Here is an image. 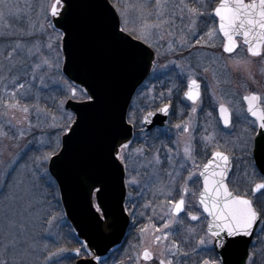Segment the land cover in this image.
Here are the masks:
<instances>
[{"label": "rangeland", "instance_id": "1", "mask_svg": "<svg viewBox=\"0 0 264 264\" xmlns=\"http://www.w3.org/2000/svg\"><path fill=\"white\" fill-rule=\"evenodd\" d=\"M53 1L8 0L15 6L13 12L19 11L12 17L6 15L0 22V31L5 30V25L9 26V31L27 30L29 22H34L36 35L32 40L40 42L39 56L55 63L58 45L60 56L59 68L43 65L37 70L35 80L32 79L31 67L29 74L20 76L15 84L13 77L18 73L0 72V132L7 133L0 135V259L7 260L8 264H66L68 255L75 259L90 256L65 218L58 188L47 169L48 161L42 163L39 160L40 156L57 152L60 147L63 132L52 125L71 124L74 119L73 112L64 107L68 98L73 99L70 89H77L73 100L87 99L81 91L83 89L62 73L61 41L56 39L57 33L62 36V32L57 28L46 29L44 34L39 32L40 23L43 22L42 9L48 8L51 19L48 6ZM109 1L115 10L121 11H129V6L134 3H147L146 11L152 10L155 5V0ZM180 2L169 0V11L173 3ZM205 2L208 4L206 9L200 7L201 0H183L190 8L208 12L211 3L214 5L215 2ZM131 15L135 18L136 13L132 12ZM179 15L177 11L174 25L165 26L154 36L152 49L156 54L155 68L137 88L127 109V121L130 113L135 116L131 124L133 136L126 152L131 158L126 165L123 164L126 187L124 206L131 221L118 251L110 252L101 264H158L159 259L172 260L173 264H203L206 259H217L212 244H199L202 237L207 239V218L196 200L200 189L198 172L201 163L214 150L226 152L231 158L227 177L230 189L253 199L258 208H264V196L251 193L253 185L264 182V177L257 171L250 155L243 150L249 135L239 129L241 125L252 126L244 115L241 96L252 89H263L264 92V58L253 60L239 51L232 56L231 64L225 67L217 52L209 48L214 36L207 37L210 25L202 24L208 16L198 19L191 26L186 11L183 21ZM149 22L156 21L153 19ZM204 27H208L207 30ZM200 32L205 35H197ZM182 40L183 47L180 46ZM197 40H201V43L197 44ZM10 43L0 39V64L7 63L5 58L12 51L8 46ZM49 43L53 45L51 50L47 47ZM170 43L172 50H169ZM238 60L250 62L237 71L235 64ZM36 62L38 58L30 61L31 64ZM189 77L201 82V90L211 96L215 105L223 103L230 108L232 123L229 127L222 128L214 115L201 113L199 101L194 105L182 97L181 92ZM19 84H24V89L19 88ZM11 93H16L15 98ZM173 101L175 103L166 124L144 132L140 124L142 115ZM24 107L29 108V113L22 111ZM193 107L196 108L195 112L192 111ZM29 123L32 125L30 129ZM176 125L181 127L177 128ZM184 126L188 127L187 132ZM20 129L24 130L23 135ZM186 143L191 146V158L184 155ZM140 149L144 151L139 153ZM157 155L159 164L153 159ZM133 179L138 183H129ZM185 187L187 193L183 192ZM182 196L185 210L179 214L181 223L172 224L167 230V239H163V232L156 230L163 229V225L169 222L171 204ZM188 213L200 219L192 221ZM9 223L14 227L10 229ZM261 229H264V222L258 223L255 231L257 239L264 242ZM12 235L16 236L18 243L9 245L5 250V237L10 240ZM157 235L162 237L159 242L155 240ZM174 244L178 248H174ZM145 248L152 251V261L136 259ZM76 249L81 250L79 255ZM252 249L253 252L257 251L258 246L256 248L253 244Z\"/></svg>", "mask_w": 264, "mask_h": 264}, {"label": "water", "instance_id": "2", "mask_svg": "<svg viewBox=\"0 0 264 264\" xmlns=\"http://www.w3.org/2000/svg\"><path fill=\"white\" fill-rule=\"evenodd\" d=\"M54 3L56 0L52 4ZM64 3L65 0H61V4ZM99 3L100 0H72L73 7L67 13L61 9L63 19L51 18L53 23L59 21L56 28L64 37L61 40L62 73L88 95L94 92L98 97L95 103L87 99L69 98L64 102V107L73 112V120H79L80 127L76 135L71 133L61 135L57 152H62L63 155L59 159L53 156L47 163L48 172L58 188L65 218L71 225L76 239L87 245L86 250L90 253L88 257L75 259L74 264H99L121 245L126 235L130 217L124 207L125 171L123 164L115 160L112 146L117 141L129 143L132 138L133 127L126 120L127 109L136 89L149 74L154 61L152 49L138 56H129L118 48L110 47L102 58L90 50L86 45L87 37L98 31L102 25H111L119 18L114 8L105 13L98 6ZM65 28H71L78 34L71 43L64 34ZM149 51L152 52L151 58L148 55ZM244 102L247 112V102ZM147 112H155V115L149 118L150 123L143 121ZM147 112L140 120L144 132L165 124L168 113L156 112V109ZM218 116L222 125L226 126L220 115V107ZM262 132L264 129H260L257 124L254 140L261 139ZM116 146L118 149L119 144ZM214 152L227 155L223 151L214 150L199 169L200 189L196 197L198 203L200 193L203 191L204 178L199 175L204 170L203 166L210 160L213 161L209 174L220 170L217 165L224 166L222 160L214 159ZM252 159L256 169L264 177V150L258 149L257 157L252 155ZM227 168L224 181L226 184L231 168L230 157ZM254 187L255 184L252 188ZM229 191L233 192L230 189ZM200 209L207 218L208 231V224L212 218L203 211L202 206ZM252 237L235 238V242L227 251H222L212 244L213 249L218 259H223L225 264H246Z\"/></svg>", "mask_w": 264, "mask_h": 264}, {"label": "snow or ice", "instance_id": "3", "mask_svg": "<svg viewBox=\"0 0 264 264\" xmlns=\"http://www.w3.org/2000/svg\"><path fill=\"white\" fill-rule=\"evenodd\" d=\"M151 2V0H149ZM169 0H155L154 8L150 11H146L147 3H134L129 6V11L116 10L118 19L115 23L111 25H102L98 31L91 33L86 39V45L91 51L97 53L103 57L104 52L110 48L115 47L122 50L125 54L129 56H138L142 52L147 51L153 47L154 36H156L162 28L168 25H174L175 19L177 18V11L180 13L179 19L183 21L184 13L187 12L188 19L191 21V26H194L198 19L204 16H210L212 19H218V28L211 27L207 32V37L211 38L217 33L222 34L224 43L223 51L229 54H235L236 50L240 47L237 38L242 37L243 45L246 46V52L251 58H264V0H219V3L214 7L212 13L206 11L202 12L197 8H190L187 4L183 3V0L179 4L173 3L172 9H168ZM102 8L105 13L112 11L114 5L110 4L109 0H100L98 5ZM15 6L10 4L8 0H0V22H2L6 15L12 17L18 13L13 12ZM50 8L51 18L60 17L63 19V12L67 13L70 8L73 7L72 0H65L64 4H61V0H56V3L48 6ZM201 8H207L208 4L205 0H201ZM7 10V12L5 11ZM135 12V18L132 17L131 13ZM168 16V19L165 17ZM43 22L40 23L39 32L41 34L46 33V29H56V23H53L52 19L48 16V8L42 9ZM155 20L156 22L150 23L149 21ZM30 27L27 30L12 29L8 30L9 26L5 25V30L0 31V39L11 41L8 45L12 51L8 52L6 64H0V72L6 70L9 73L16 72L18 75L13 77V84L19 80L20 76H27L29 74L28 69L31 67L32 79L35 80L36 72L43 65L48 67L59 68V45L57 48L56 62L53 63L48 58L39 56L41 51V46L39 41H33L32 37L36 35L34 30L35 23L29 22ZM63 27V25H61ZM194 31V27H193ZM64 34L66 35L69 43L77 38L78 34L71 28H65ZM162 38V37H161ZM57 41L64 39L59 33L56 36ZM203 39V38H201ZM135 41L136 43H133ZM197 44L201 43V40L196 41ZM146 46V47H145ZM181 47H183V40L181 41ZM214 46V45H213ZM49 50L52 49L53 45L49 43L47 45ZM172 44H169V50H172ZM158 54V53H157ZM151 58L152 52H148ZM19 57V59H17ZM38 62L31 64L30 61L36 60ZM249 61L238 60L235 64V70L239 71L243 65L249 63ZM153 68H155V63L153 62ZM207 69H205L206 71ZM264 71V69H262ZM41 82L43 83V78L41 77ZM255 82V81H254ZM24 84H19V88L24 89ZM200 84L196 79L189 77L187 84V91L184 92L185 98L192 101L195 105L197 101L201 99ZM71 98L75 99L77 94V89L72 87ZM84 92L87 100L95 103L98 99L96 93L88 95L85 90ZM15 98L16 93L10 94ZM163 95V94H161ZM244 101L247 102V113H249L255 119L253 123L258 124L260 129H264V107H262V102L264 98L256 93L250 95H245L243 97ZM63 103V102H62ZM6 107H17V105H7ZM169 104H164L163 106L156 109V112H162L167 114L169 112ZM22 111L27 114L29 113V108L24 107ZM192 111L195 112L196 108L193 107ZM39 116V110H37ZM155 115V112H147L143 121L150 123V117ZM220 115L223 119L225 125L230 123V113L229 110L220 104ZM55 119V118H53ZM71 119V117H69ZM135 116L130 113L127 123H134ZM27 120V115L25 116ZM11 124V121H8ZM58 128L59 131L63 132L65 135L71 133L76 135L77 129L80 127L79 120H72L71 124L64 125H52ZM29 129L32 125L29 123ZM180 128L181 125H176ZM21 135H23V129L19 130ZM184 131H188V127L184 126ZM0 135H7V133L0 132ZM261 139L254 140L249 138L251 143L245 142L243 145V150L247 155H255L257 157L258 149L264 150V132L261 134ZM205 139H211V137H206ZM119 144L117 149L116 144ZM129 143H119L117 141L112 146V154L115 160L120 161L122 164H127V161L131 158L130 155H126L129 149ZM144 150H138L142 153ZM191 146L185 144L184 155L187 158H191ZM63 155L62 152H52L51 154L42 155L39 160L43 163L50 160L53 156L59 159ZM214 159L222 160L224 166L221 167L217 165L220 169L218 172H211L209 174V169L213 164L210 160L208 164L203 166L204 170L199 173L203 179V191L199 196V205L202 206L203 211L208 214L212 219L208 224L207 239L201 238L199 240L200 245L213 244L215 247L220 248L222 251H227L228 247L235 242L237 237H252L258 235L255 233L254 226L258 223L264 222V208H258L253 199L247 198L246 195H237L229 191L228 185L224 182L228 171L229 157L222 152H214ZM156 164L160 163L159 156L153 158ZM153 163V161H149ZM192 174H190L189 179H191ZM129 183H138L135 179L129 181ZM253 193H259L264 196V182L256 183L255 187L251 189ZM183 192L187 193L188 189L183 188ZM97 207V211H99ZM185 210V199L183 196L171 204L169 222L163 225V229H157V232H163V239H167L168 231L172 224L181 223L179 220V214ZM188 216L192 221H197L200 217L188 213ZM8 227L11 229L14 227L12 223H9ZM143 231V230H142ZM264 232V229H261ZM259 238V237H258ZM5 250H7L9 245L15 246L18 241L15 235L9 240L5 237ZM162 239L161 236L157 235L155 240L159 242ZM174 248H178L177 245H173ZM82 248L87 249V245H82ZM59 251H64L60 249ZM77 255L80 253V249L75 250ZM171 252V249H168ZM163 255V253H161ZM187 255V253H185ZM255 255V254H254ZM142 257L143 261L149 262L154 259L152 251L148 248L143 249L142 254H138L136 259L139 260ZM50 258V257H49ZM98 259V257H96ZM0 264H8L7 260L0 259ZM15 264V262H13ZM159 264H173L172 260L159 259ZM203 264H225L223 259H206ZM252 264H256L253 260ZM262 264H264V258H262Z\"/></svg>", "mask_w": 264, "mask_h": 264}, {"label": "flooded vegetation", "instance_id": "4", "mask_svg": "<svg viewBox=\"0 0 264 264\" xmlns=\"http://www.w3.org/2000/svg\"><path fill=\"white\" fill-rule=\"evenodd\" d=\"M213 2H215L214 3V5H213V3H211V6L209 7L210 8V10L208 11L209 13H212L213 12V9H214V7L219 3V0H213ZM213 5V6H212ZM202 24H206V25H210L209 26V28H211V27H217L218 28V19H212L210 16H208L206 19H205V21H202ZM207 28L208 27H204V29L205 30H207ZM204 34L205 35V33L204 32H200V33H197V35H199V34ZM198 39H199V36L197 37ZM237 41H238V44H240V47L236 50V52H244L243 54L244 55H246V56H248V54H247V52H246V46H244L243 45V42H242V37H238L237 38ZM223 43H224V40H223V37H222V34H220V33H217L216 35H214V38H213V40H212V43H211V46L209 47L210 49H213L214 51H216L217 52V54H218V56H219V58L221 59V62H223L222 64H224L225 65V67H227V65L228 64H231V62H232V56L234 55V54H229V53H225L224 51H223ZM214 45V46H213ZM152 49V48H151ZM153 50V49H152ZM153 52H154V50H153ZM235 52V53H236ZM242 54V55H243ZM155 58H156V54H155V52H154V63H155ZM248 58H250L249 56H248ZM251 59H253V60H258V59H260V58H251ZM152 68H153V65H152ZM152 68H151V70H152ZM151 70H150V72H151ZM226 71V70H225ZM193 79H196V78H193ZM197 80V79H196ZM198 82H199V84H200V86H201V82L199 81V80H197ZM187 83H188V80H187V82H186V86H185V89H186V87H187ZM185 89H184V91H185ZM184 91L183 92H181V95H182V97L185 99V100H187V101H189V102H191L192 103V101H190V100H188V99H186L185 97H184ZM200 91H201V99L199 100V102L201 103V113H210V114H212V115H214V117H216V119L218 120V122H219V125L222 127V128H227V127H229L230 125H231V123H232V113H231V111H230V108L226 105V104H224V106L229 110V113H230V123H229V125H227V126H223L222 125V123H221V120H220V118H219V116H218V109H219V107H220V104L221 103H219V104H217V105H215L213 102H212V98H211V96L209 95V96H207V95H205L204 93H203V91L201 90V87H200ZM252 93H256V94H258V95H260L262 98H264V92H263V89L261 90H259V89H252V90H249L246 94H243L242 96H241V103H242V105H243V109H244V115L246 116V118L252 123V126H248L247 125V127L245 126V125H241V127L239 128V129H242L243 131H246L247 133H248V138H247V140H248V142L250 141L249 140V138H250V135H251V138H253L254 139V135H255V133H256V131H257V124H255V123H253V120H254V118H252L247 112H246V104H245V102H244V100H243V97L245 96V95H250V94H252ZM234 98V97H233ZM235 100H236V98H234ZM174 103H175V101H173V102H165L164 104H169L170 105V107H169V112H168V115H167V118H166V120H165V124H166V121H167V119H168V117H169V115H170V112H171V109L173 108V106H174ZM164 104H162V105H164ZM223 104V103H222ZM160 107V106H159ZM262 107H264V102H262ZM158 108V107H157ZM156 108V109H157ZM155 110V109H154ZM154 110H149V111H154ZM164 124V125H165ZM163 125V126H164ZM154 128H157V127H154ZM153 128V129H154ZM238 129V130H239ZM152 130V129H151ZM245 133V132H244ZM250 143H251V141H250ZM221 151V150H220ZM213 152V151H212ZM226 153V152H225ZM211 154V153H210ZM210 154H208V156L210 155ZM227 154V153H226ZM228 155V154H227ZM229 156V155H228ZM230 157V156H229ZM249 158L252 160V162H253V159H252V155H250L249 156ZM231 159V158H230ZM199 178V177H198ZM180 199V198H179ZM258 226V225H257ZM257 228V227H256ZM255 231H256V229H255ZM256 239H257V237L254 235L253 237H252V240H251V242H250V244H249V247H248V254H247V258H246V264H252V262H253V260H255L256 261V264H262V258H264V242L263 241H261V240H259V239H257V243H256ZM253 244L256 246V248H257V246H258V249H257V251H254L253 252V249H252V246H253ZM214 251V250H213ZM215 253V252H214ZM255 254V255H254Z\"/></svg>", "mask_w": 264, "mask_h": 264}, {"label": "trees", "instance_id": "5", "mask_svg": "<svg viewBox=\"0 0 264 264\" xmlns=\"http://www.w3.org/2000/svg\"><path fill=\"white\" fill-rule=\"evenodd\" d=\"M207 157H208V155L204 158V160L202 161V163L201 164H203V162L207 159ZM77 243H79L78 241H77ZM80 244V243H79ZM118 249H119V247L117 248V249H115L114 251H118ZM109 257V256H108ZM107 257V258H108ZM66 258H68L67 260H68V262L66 263V264H73L74 263V261H75V258L72 256V255H68V256H66ZM106 258V259H107ZM105 261V260H104ZM101 263H103V261H101ZM100 263V264H101Z\"/></svg>", "mask_w": 264, "mask_h": 264}]
</instances>
